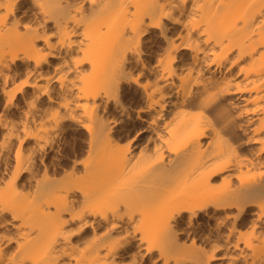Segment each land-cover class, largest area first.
<instances>
[{"label": "bare ground", "instance_id": "6f19581e", "mask_svg": "<svg viewBox=\"0 0 264 264\" xmlns=\"http://www.w3.org/2000/svg\"><path fill=\"white\" fill-rule=\"evenodd\" d=\"M38 14L40 35L51 24L69 39L29 82L70 57L76 76L65 75L85 77L98 126L77 129L84 135L69 147L63 120L33 119L26 137L11 117L0 122V264H199L200 230L224 216L240 232L253 221L256 230L223 256L262 264L264 0H0V95L35 68L44 45L19 24ZM161 18L182 46L144 53L156 67L137 93L121 72L129 50L143 48L141 29L155 35ZM112 81L143 101L135 114H112L101 95ZM105 121L113 122L107 133Z\"/></svg>", "mask_w": 264, "mask_h": 264}, {"label": "snow or ice", "instance_id": "6c2138e0", "mask_svg": "<svg viewBox=\"0 0 264 264\" xmlns=\"http://www.w3.org/2000/svg\"><path fill=\"white\" fill-rule=\"evenodd\" d=\"M38 8L42 13L45 4L41 2ZM163 15L171 19L169 13L165 12ZM44 19V15L38 14L29 23L19 24V28L26 33L33 34L35 32V42L44 45V48H37L40 54L32 57L35 68L30 65L28 71H21L16 75L14 81L9 80L5 83V89H9V91L4 95H0V122L11 117L15 127L20 129L21 136L26 137L29 131L28 125L32 124L33 119L38 124L44 122L56 124L63 120L65 123L60 125L58 131L63 133L64 139L62 142L70 147L79 138L80 133L77 129L83 128L88 133H93L98 126L95 113L89 112V107L94 106L93 93L86 92L83 87L82 82L85 77L78 76L74 80H68L66 73L76 76V70L70 57L67 63H64L63 59H61L57 63L56 71L52 72L50 69V74L41 78L38 84L29 82L30 77L33 80L37 78L40 64L46 61L49 55H55V52L51 51L54 46H68L67 41L69 38L53 28L51 24L44 35L39 34V31L43 29L42 22ZM33 25H35V28H33ZM154 27L157 29L155 35L151 33L144 34V30L141 29V34L144 35L143 48H141L140 44H137L136 47L129 50L128 62L124 65L121 72V81L125 82L126 86L135 85L137 93L141 89L149 87L147 83H142V81L146 80L150 74V66L153 69L156 67L151 64V61L148 63L144 62L147 59L144 53L146 51L151 52L155 46L164 45L165 43L168 46L167 50L169 53L182 46L166 33V23L163 18ZM183 47L191 46L183 45ZM101 95L106 98L110 105H115L117 118L121 111H131L135 114L143 103L138 95H124L115 81L110 82ZM60 113L64 115L61 116ZM44 117H46V120L42 119ZM112 123L111 121H105L103 128L105 133L112 127ZM4 127L7 128L8 125L5 124ZM133 135H138V132H134ZM19 143L23 144L24 140H20ZM43 146L44 142L41 140L39 147L43 149ZM28 155L31 157L32 153L29 152ZM20 158L21 153L17 150V163H19ZM36 161L41 164V170H43V162L39 155L36 156ZM29 162L31 161L29 160ZM48 167H51V165H48ZM123 210L121 208V211ZM4 211L7 212L9 210L5 209ZM231 211L236 213V217L240 216V211L237 208L234 207ZM259 219V227L264 229V203L261 205ZM229 226H231V229ZM241 227H247V232H240L239 228L234 224V217L224 216L223 218H217L211 225L202 228L198 234L199 244L197 245L201 254L199 264H244L240 257L230 259L223 256L225 248L235 247L237 250L240 248L241 241H238L235 245L232 244V241L237 240L238 236L242 239L247 238L256 230L255 221L248 226L242 224ZM248 247L252 248L253 245L249 243ZM148 251H152L151 247H149ZM140 254L144 255L145 253L141 252ZM261 254L264 256V247H262ZM144 264H147V261ZM152 264H156V262L153 261ZM160 264H164V262L161 260Z\"/></svg>", "mask_w": 264, "mask_h": 264}, {"label": "rangeland", "instance_id": "374dc122", "mask_svg": "<svg viewBox=\"0 0 264 264\" xmlns=\"http://www.w3.org/2000/svg\"><path fill=\"white\" fill-rule=\"evenodd\" d=\"M132 95H134V94H132ZM134 96H137V95H134ZM113 115H115L116 116V113H112ZM117 117V116H116ZM79 133H80V135H79V138H81L83 135H84V133L82 132V131H78ZM123 133V134H122ZM122 133H120V135L122 136V137H125V135H126V133L123 131Z\"/></svg>", "mask_w": 264, "mask_h": 264}]
</instances>
